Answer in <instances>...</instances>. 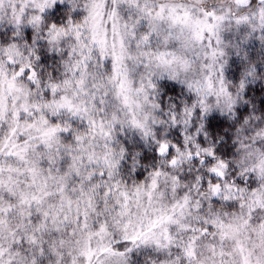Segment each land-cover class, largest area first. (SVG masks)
Listing matches in <instances>:
<instances>
[{
  "label": "clouds",
  "instance_id": "9594fccd",
  "mask_svg": "<svg viewBox=\"0 0 264 264\" xmlns=\"http://www.w3.org/2000/svg\"><path fill=\"white\" fill-rule=\"evenodd\" d=\"M0 264H264V0H0Z\"/></svg>",
  "mask_w": 264,
  "mask_h": 264
}]
</instances>
